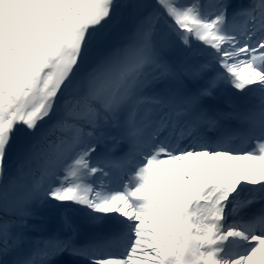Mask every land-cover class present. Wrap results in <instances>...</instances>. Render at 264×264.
Segmentation results:
<instances>
[{"label":"snow or ice","instance_id":"snow-or-ice-1","mask_svg":"<svg viewBox=\"0 0 264 264\" xmlns=\"http://www.w3.org/2000/svg\"><path fill=\"white\" fill-rule=\"evenodd\" d=\"M0 264H264V0H0Z\"/></svg>","mask_w":264,"mask_h":264},{"label":"bare ground","instance_id":"bare-ground-1","mask_svg":"<svg viewBox=\"0 0 264 264\" xmlns=\"http://www.w3.org/2000/svg\"><path fill=\"white\" fill-rule=\"evenodd\" d=\"M242 162V164L244 165L246 162H244V161H241ZM241 165V164H240Z\"/></svg>","mask_w":264,"mask_h":264},{"label":"rangeland","instance_id":"rangeland-1","mask_svg":"<svg viewBox=\"0 0 264 264\" xmlns=\"http://www.w3.org/2000/svg\"><path fill=\"white\" fill-rule=\"evenodd\" d=\"M239 164L243 165L241 161L239 162Z\"/></svg>","mask_w":264,"mask_h":264}]
</instances>
